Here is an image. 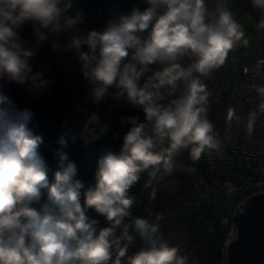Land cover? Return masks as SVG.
<instances>
[{
	"label": "clouds",
	"instance_id": "9594fccd",
	"mask_svg": "<svg viewBox=\"0 0 264 264\" xmlns=\"http://www.w3.org/2000/svg\"><path fill=\"white\" fill-rule=\"evenodd\" d=\"M142 2L127 14L110 7L96 28L88 27L78 0H0V80L33 96L54 86L42 71L33 73L30 59L50 36H63V51L75 52L83 81L84 96L72 105L85 117L83 142L99 141L111 124L81 104L99 108L110 99L136 113L120 117L127 130L113 133L119 151L99 156L94 185L86 188L67 153L57 150L56 169L49 167L38 150L42 138L29 127L34 112L19 107L0 84V264H189L185 249L162 229L165 214H137L132 189L146 176L142 187L155 201L153 181L173 175L180 158L198 165L223 157L209 84L229 63L237 65L240 50H251L250 33L264 38V0H247L251 27L234 0ZM26 25L35 47L20 42ZM51 46L61 50L55 39ZM240 94L243 103L227 105L224 124L251 137L264 125V75L257 71ZM58 143L67 147L64 136ZM236 192L229 182L226 195ZM238 238L232 223L229 243Z\"/></svg>",
	"mask_w": 264,
	"mask_h": 264
},
{
	"label": "trees",
	"instance_id": "16d2710c",
	"mask_svg": "<svg viewBox=\"0 0 264 264\" xmlns=\"http://www.w3.org/2000/svg\"><path fill=\"white\" fill-rule=\"evenodd\" d=\"M78 3L87 11L98 15L103 21L101 24L102 27L111 14L109 12L110 7L115 6L117 11L127 14L131 11L132 7L139 6L143 8L144 6L142 0H78ZM97 10L103 11L98 13ZM245 56H250L253 59L252 55L249 54V50L246 51ZM221 70L219 72L217 84H219L220 81ZM75 76L77 78L80 77L79 73L75 74ZM215 80L216 78L214 81ZM212 82L213 81L210 82L209 86L212 88L214 96L217 97V102L220 101L225 108L226 98L218 90V86L214 87ZM78 83H83V81L79 79ZM68 95L70 98H75V101L76 99L81 101L80 98L84 96L83 89L79 90L77 87H75V89L73 87V90H69ZM37 96L32 110L34 116L29 127L34 135H39L42 138V143L38 149L42 157L54 171L58 161V157L55 155L56 151L59 150L67 153L69 160L76 164V179L80 180L86 188L94 185L93 174L97 159L105 152L119 151L121 141L119 138H114L113 133H119V135L122 136L127 130V125L121 126L120 123L111 125V131L99 141L85 144L80 138V128L85 117L75 112L76 109L74 108H67L60 102H48L40 97L41 94ZM88 109V112L95 111L93 106ZM65 121H67V123H65ZM61 136H64L67 140V147L62 148L58 143ZM72 136L76 137L74 141L71 139ZM202 162L198 165H193L186 158L182 157L177 163V166L180 169L183 168V172H185V174H179V179L181 180V192H184V200L189 203V208L194 193L192 179L200 169ZM193 168L195 169L194 171H192ZM49 178L51 179V173H49ZM160 178L161 175H158L153 183L158 182ZM145 179H147V177L143 176L140 183L132 189L133 193L136 194L137 199L140 201L136 212L137 214L143 215L147 214L149 200V190L142 187ZM189 210L185 218V229L188 235L187 241H189L187 251H196L197 264H220L223 257L224 226L218 222H214L212 216L207 212L202 210ZM210 225L212 226V230H210Z\"/></svg>",
	"mask_w": 264,
	"mask_h": 264
},
{
	"label": "built area",
	"instance_id": "2783aa9c",
	"mask_svg": "<svg viewBox=\"0 0 264 264\" xmlns=\"http://www.w3.org/2000/svg\"><path fill=\"white\" fill-rule=\"evenodd\" d=\"M246 51L240 50V58L235 67L229 63L221 70L218 90L226 98L225 109L229 103H243L245 98L240 90L252 82L257 71L264 75V65L256 67L259 61L264 60V38L254 51L249 50L253 61L245 59ZM244 110L247 111V105ZM220 134L225 139L223 157L214 164L206 160L202 162L192 179L194 193L190 209L207 212L214 222L224 226L223 257L220 264H225V245L231 231L235 207L243 198L264 190V125H258L253 135L248 137L242 127L233 125L231 129H227L223 119ZM229 182L237 189L236 194L231 196L226 195ZM225 219L229 221L228 227L223 223Z\"/></svg>",
	"mask_w": 264,
	"mask_h": 264
},
{
	"label": "rangeland",
	"instance_id": "374dc122",
	"mask_svg": "<svg viewBox=\"0 0 264 264\" xmlns=\"http://www.w3.org/2000/svg\"><path fill=\"white\" fill-rule=\"evenodd\" d=\"M235 10L240 14V16L245 21H249V26L251 27L249 13L245 7L247 1L234 0ZM88 12V27L101 28L103 23L102 19L92 13ZM252 36V48L255 49L262 41L261 37L256 36L254 33H250ZM20 42L24 47H35V38L32 35V29L30 25H26L22 32H20ZM55 39L61 46L60 51H54L51 46V41ZM67 43L63 36L59 37H49L48 41L42 42L39 47H35V55L30 59V64L33 73L36 71H42L44 76L50 80L55 81L54 86H49L47 89L41 92V96L44 100L48 102L59 103L60 99V86L62 79H72V71H78V63L76 60L75 52H65L63 51V46ZM86 50V49H85ZM247 61H252L249 56L245 57ZM220 72V70H219ZM219 72H217L215 78L216 80L212 82L214 87L218 86L217 81L219 78ZM62 78V79H61ZM0 84H3V91L10 95V98L16 102L19 107H27L33 110V105L35 104V99L37 95H30L26 90L25 86L17 85L15 83H6L0 80ZM38 97V96H37ZM111 104L113 114L117 115L118 121H120L121 116H129L132 114L131 110L127 105H123L119 108L109 99ZM224 107L220 101L212 107L211 117L217 124V128L220 131L223 122ZM120 123V122H119ZM113 125H116L113 124ZM183 168H179L176 165V171L171 176L161 175L158 182L153 183V186L157 189V196L155 201L149 199L147 205V214L155 212H163L165 214V221L162 223V229L165 231L166 235H170L172 243H178L183 248L185 247V252L189 256V264H197V254L196 251H187L189 241L187 231L185 229V218L190 211L188 202L184 200V192H181V180L179 179V174H185ZM146 214V215H147Z\"/></svg>",
	"mask_w": 264,
	"mask_h": 264
},
{
	"label": "water",
	"instance_id": "95a60500",
	"mask_svg": "<svg viewBox=\"0 0 264 264\" xmlns=\"http://www.w3.org/2000/svg\"><path fill=\"white\" fill-rule=\"evenodd\" d=\"M232 223L238 228L239 238L233 243L227 239L225 264H264V190L238 203Z\"/></svg>",
	"mask_w": 264,
	"mask_h": 264
},
{
	"label": "crops",
	"instance_id": "0c3cea01",
	"mask_svg": "<svg viewBox=\"0 0 264 264\" xmlns=\"http://www.w3.org/2000/svg\"><path fill=\"white\" fill-rule=\"evenodd\" d=\"M70 73H71L72 79H69L68 77H66V79L64 80L61 78L62 79L61 80L62 81V83H61L62 88L60 90L61 101L58 100V102H60L62 105L66 106L67 108H73L72 107L73 103L79 102L78 99H76V101H75V98H72V97L70 98V96L68 95L69 90H73V87H74V89H75V87H77L80 90V89H82V85H83V83H78V80L81 78L80 77L77 78L75 76V74L79 73L78 71H72ZM80 99L82 100V97ZM91 106H92L91 104H88V105H82L81 104V107L86 108L87 110H89L88 108H91ZM93 108H95V107L93 106ZM95 111L99 112L102 122H107V123H110L111 125H113L115 123L119 124V121L117 119V115L113 114L111 104L109 101H106L99 108H95ZM75 112L79 113L77 110ZM132 114H136V113L133 111Z\"/></svg>",
	"mask_w": 264,
	"mask_h": 264
}]
</instances>
